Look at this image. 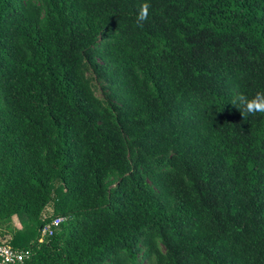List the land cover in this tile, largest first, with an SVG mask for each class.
Returning a JSON list of instances; mask_svg holds the SVG:
<instances>
[{"label":"trees","instance_id":"obj_1","mask_svg":"<svg viewBox=\"0 0 264 264\" xmlns=\"http://www.w3.org/2000/svg\"><path fill=\"white\" fill-rule=\"evenodd\" d=\"M257 92L264 0H0V220L24 224L0 244L264 264V114L232 104Z\"/></svg>","mask_w":264,"mask_h":264},{"label":"clouds","instance_id":"obj_2","mask_svg":"<svg viewBox=\"0 0 264 264\" xmlns=\"http://www.w3.org/2000/svg\"><path fill=\"white\" fill-rule=\"evenodd\" d=\"M149 7L147 3L141 5L137 14L136 23L142 27L143 22L148 19ZM245 117L246 115L264 114V92H257L254 96L248 97L244 94H238L232 102Z\"/></svg>","mask_w":264,"mask_h":264},{"label":"built area","instance_id":"obj_3","mask_svg":"<svg viewBox=\"0 0 264 264\" xmlns=\"http://www.w3.org/2000/svg\"><path fill=\"white\" fill-rule=\"evenodd\" d=\"M64 217H56L51 222L46 223L41 229V239L50 236L64 221ZM29 255L28 250L15 248L9 243L0 244V264H18L24 261Z\"/></svg>","mask_w":264,"mask_h":264},{"label":"rangeland","instance_id":"obj_4","mask_svg":"<svg viewBox=\"0 0 264 264\" xmlns=\"http://www.w3.org/2000/svg\"><path fill=\"white\" fill-rule=\"evenodd\" d=\"M23 222L19 218H12L9 220H0V230L5 229L12 239L13 235L22 230Z\"/></svg>","mask_w":264,"mask_h":264}]
</instances>
